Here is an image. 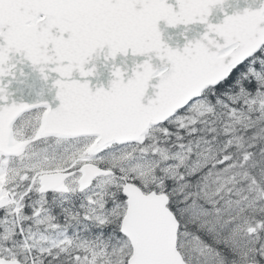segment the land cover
<instances>
[{"label":"snow or ice","instance_id":"6c2138e0","mask_svg":"<svg viewBox=\"0 0 264 264\" xmlns=\"http://www.w3.org/2000/svg\"><path fill=\"white\" fill-rule=\"evenodd\" d=\"M0 264H264V0H0Z\"/></svg>","mask_w":264,"mask_h":264}]
</instances>
